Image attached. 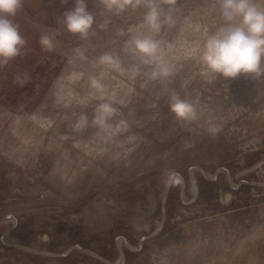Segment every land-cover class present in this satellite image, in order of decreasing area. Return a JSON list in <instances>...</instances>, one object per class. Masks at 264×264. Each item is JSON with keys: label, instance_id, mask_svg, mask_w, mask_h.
I'll return each mask as SVG.
<instances>
[{"label": "rangeland", "instance_id": "rangeland-1", "mask_svg": "<svg viewBox=\"0 0 264 264\" xmlns=\"http://www.w3.org/2000/svg\"><path fill=\"white\" fill-rule=\"evenodd\" d=\"M36 2L13 18L26 46L0 67V264H264V76L212 79L183 59L219 26L218 0H157L173 23L156 38L178 68L163 83L126 50L144 4L114 14L86 0L95 22L80 38L63 24L75 0ZM104 54L121 70L99 64ZM92 79L115 93L103 127ZM173 92L197 121L175 119ZM37 113L52 122L25 144L12 124Z\"/></svg>", "mask_w": 264, "mask_h": 264}, {"label": "clouds", "instance_id": "clouds-1", "mask_svg": "<svg viewBox=\"0 0 264 264\" xmlns=\"http://www.w3.org/2000/svg\"><path fill=\"white\" fill-rule=\"evenodd\" d=\"M23 2L0 0V67L19 56L27 44L13 19L22 9ZM174 2L167 0L169 4ZM100 3L106 11L114 14L129 7L145 5L147 11L143 22L126 41V50L138 59L140 65L148 66L145 75L151 81L171 82L178 68L165 55V47L156 37L165 24L173 23V18L163 17L157 0H100ZM216 8L219 26L214 31L203 27L206 37L203 44L197 43L183 59L197 61L201 65V75L212 79L230 80L242 75L255 79L264 76V0H218ZM62 16L65 29L80 38L88 37L95 22L86 0H75L74 7ZM39 42L47 51L55 47L53 38L47 34L41 35ZM97 62L121 70L119 60L111 54L101 55ZM91 87L96 90V99L101 101L96 108L95 123L103 127L117 111L113 106L115 93L107 95L105 87L97 79H92ZM169 110L178 122H194L200 118L196 105L176 92L169 97ZM208 131L214 133L216 129L209 128Z\"/></svg>", "mask_w": 264, "mask_h": 264}, {"label": "bare ground", "instance_id": "bare-ground-1", "mask_svg": "<svg viewBox=\"0 0 264 264\" xmlns=\"http://www.w3.org/2000/svg\"><path fill=\"white\" fill-rule=\"evenodd\" d=\"M192 17V16H191ZM200 23V22H199ZM189 26V25H188ZM198 30V29H197ZM186 35V34H185ZM194 36V35H193ZM205 37V36H204ZM197 40V39H196ZM186 44V43H185ZM174 46V45H173ZM188 47V46H187ZM177 48V47H176ZM175 54H178V53H175ZM174 54V55H175ZM177 56V55H176ZM80 63H82V62H80ZM128 63V62H127ZM83 65L84 64H82V67H83ZM131 65V64H130ZM178 66V65H177ZM81 67V66H80ZM74 68V67H73ZM76 69H78V68H76ZM81 70H83V68H81ZM134 72V71H133ZM82 74V73H81ZM80 74V75H81ZM84 75V74H83ZM113 75V74H112ZM73 76H75V75H73ZM130 76V75H129ZM124 79V78H123ZM108 80H111V78L110 79H108ZM79 81V80H78ZM77 81V82H78ZM76 82V83H77ZM84 82V81H83ZM109 82V81H108ZM55 83V82H54ZM72 83V82H71ZM70 83V84H71ZM74 83V82H73ZM87 83V82H86ZM77 84H79V83H77ZM110 84V83H109ZM54 85V84H53ZM52 85V86H53ZM67 85V84H66ZM75 85V84H74ZM85 85V84H84ZM56 86V85H55ZM81 86H83V85H81ZM86 86V85H85ZM91 86V85H90ZM109 86V85H108ZM89 88V87H88ZM90 88H92V87H90ZM135 88V87H134ZM134 88H132V89H134ZM58 89V88H57ZM68 88L65 86L63 89H62V91H58V94H57V96H58V98L59 99H61L63 96H65L66 95V92L68 93V94H70L69 93V91L67 90ZM90 90V89H89ZM125 90V89H124ZM70 91H71V89H70ZM90 92V91H89ZM119 93V92H118ZM54 94H56V93H54ZM53 95V94H52ZM76 95H77V93H76ZM79 95H81V94H79ZM129 95V94H128ZM78 96V95H77ZM53 97V96H52ZM54 98H55V96H54ZM64 98V97H63ZM84 98V97H83ZM90 98V97H89ZM65 99V98H64ZM74 99V98H73ZM128 99V98H127ZM77 100V99H76ZM83 100H85V99H83ZM54 101H56V100H54ZM71 101V100H70ZM69 101V102H70ZM124 101V100H123ZM83 102H85V101H83ZM68 103V102H67ZM87 103V102H86ZM55 105V104H54ZM88 105V104H87ZM67 106V105H66ZM53 107V106H52ZM71 108V107H70ZM86 108V107H85ZM89 108V107H88ZM38 110V109H37ZM36 110V111H37ZM35 111V112H36ZM40 111V110H39ZM41 112V111H40ZM28 113V112H27ZM52 113V112H51ZM50 113V114H51ZM82 113V112H81ZM38 114V113H37ZM55 117V116H54ZM85 117V116H84ZM89 118V117H88ZM51 122H52V119H51V117H49V116H44L43 114L42 115H34V116H32V118H29V117H27V116H25V115H23L22 114V116H20V115H17L16 116V118L14 119V123L12 124V132L15 134L14 136H16V135H24V141H25V144L27 143V144H29L30 142H31V144L33 143H35V141L36 140H40V134H41V132H43L46 128H48L49 126H50V124H51ZM87 122V121H86ZM70 125V124H69ZM120 125V124H119ZM118 125V126H119ZM71 126V125H70ZM113 126V125H112ZM120 128V127H119ZM122 128V127H121ZM11 132V131H10ZM101 134V133H100ZM116 134H118V133H116ZM15 138V137H14ZM81 138V137H80ZM117 138V137H116ZM79 139V138H78ZM82 139V138H81ZM102 139V138H101ZM105 139H106V137H105ZM94 140V139H93ZM74 141V140H73ZM105 141V140H104ZM114 141V140H113ZM119 141H121V140H119ZM134 141V140H133ZM89 142V141H88ZM94 142V141H93ZM95 143H97V142H95ZM82 144H83V141L82 142H79L78 143V145L79 146H82ZM104 144V143H103ZM109 145V144H108ZM107 145V146H108ZM104 146H106L105 144H104ZM106 146V147H107ZM87 149H91V145L90 144H87ZM106 150V149H105ZM110 150V149H109ZM20 154L21 155H16V153H13V158H15L16 160H21V158H22V155H23V153L25 152V150L23 149V152L21 151V149H20ZM95 152V151H94ZM109 152V151H108ZM129 151H127L126 152V154L128 153ZM112 153V152H111ZM120 153V152H119ZM90 155H92V154H90ZM102 155V154H101ZM107 156V155H106ZM95 157V156H94ZM104 157H105V155H104ZM58 166V165H57ZM64 168H62V170H63ZM56 170V169H55ZM60 170V169H59ZM57 171V170H56ZM61 171V170H60ZM67 171V170H66ZM65 177V176H64Z\"/></svg>", "mask_w": 264, "mask_h": 264}, {"label": "crops", "instance_id": "crops-1", "mask_svg": "<svg viewBox=\"0 0 264 264\" xmlns=\"http://www.w3.org/2000/svg\"><path fill=\"white\" fill-rule=\"evenodd\" d=\"M35 1H38V2H39V1H41V0H35ZM38 2H36V3H38Z\"/></svg>", "mask_w": 264, "mask_h": 264}]
</instances>
